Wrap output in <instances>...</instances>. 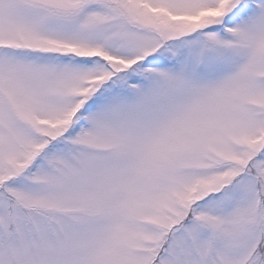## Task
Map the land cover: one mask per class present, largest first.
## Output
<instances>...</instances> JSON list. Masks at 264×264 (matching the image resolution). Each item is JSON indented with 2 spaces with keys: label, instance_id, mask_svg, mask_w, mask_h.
Listing matches in <instances>:
<instances>
[{
  "label": "snow or ice",
  "instance_id": "1",
  "mask_svg": "<svg viewBox=\"0 0 264 264\" xmlns=\"http://www.w3.org/2000/svg\"><path fill=\"white\" fill-rule=\"evenodd\" d=\"M0 264H264V0H0Z\"/></svg>",
  "mask_w": 264,
  "mask_h": 264
}]
</instances>
